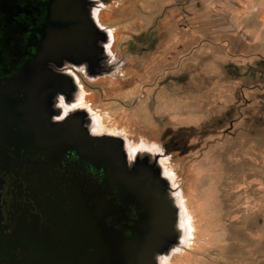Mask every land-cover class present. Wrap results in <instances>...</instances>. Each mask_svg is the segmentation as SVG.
<instances>
[{"label":"rangeland","instance_id":"rangeland-1","mask_svg":"<svg viewBox=\"0 0 264 264\" xmlns=\"http://www.w3.org/2000/svg\"><path fill=\"white\" fill-rule=\"evenodd\" d=\"M101 5L114 41L86 102L160 147L193 222L164 264H264V0Z\"/></svg>","mask_w":264,"mask_h":264},{"label":"flooded vegetation","instance_id":"flooded-vegetation-1","mask_svg":"<svg viewBox=\"0 0 264 264\" xmlns=\"http://www.w3.org/2000/svg\"><path fill=\"white\" fill-rule=\"evenodd\" d=\"M34 3L23 15H0V264H154L153 228L144 229L137 200L116 185L119 178L99 167L95 143L120 142L128 170L142 168L169 193L179 205L183 244L194 227L160 147L108 130L86 102L82 81L104 77L114 41L100 20L105 6L92 15L96 42L89 46L101 65L88 70L70 37L47 53L39 34L47 17ZM81 27L54 26L58 36ZM161 237L169 243L164 230Z\"/></svg>","mask_w":264,"mask_h":264},{"label":"water","instance_id":"water-1","mask_svg":"<svg viewBox=\"0 0 264 264\" xmlns=\"http://www.w3.org/2000/svg\"><path fill=\"white\" fill-rule=\"evenodd\" d=\"M39 12L41 16H46L48 24L44 25L39 34L45 39V46L47 53H51V43L60 40L64 35L70 37L73 42L74 57L82 60V63L88 64L91 67L98 68L101 64L98 63V50L90 48L92 43H95L94 37L96 35L95 23L88 10V4L92 0H37ZM36 0H0V15H12L18 12L20 15L27 12L25 4L28 8L35 5ZM97 6V2H94ZM82 25L80 30H73L68 33L62 32L60 35L55 30V25ZM54 25V26H53ZM57 34V35H56ZM64 36V37H65ZM43 44V45H44ZM44 48V47H43ZM108 60L109 54L107 53ZM106 59V58H105ZM122 144L115 139L100 140L91 147L93 157L100 168L112 175L115 174L119 178L117 186L124 187L133 197L136 198L138 204V214L143 222V227L148 232L152 226L154 239L148 243V247L152 246L156 249L157 243L162 244V232L165 223H172L173 217L176 220L178 204L174 203V209L171 206L172 212L167 207V204L158 188L157 182L152 176L141 168L138 174H131L127 167L122 163L121 150ZM176 211V213H175ZM147 225V227H146ZM167 237L169 242H173L171 235ZM174 236V235H173ZM165 245V244H163ZM160 246V245H159ZM146 249L144 248L142 257L146 256ZM139 256V260H140Z\"/></svg>","mask_w":264,"mask_h":264},{"label":"bare ground","instance_id":"bare-ground-1","mask_svg":"<svg viewBox=\"0 0 264 264\" xmlns=\"http://www.w3.org/2000/svg\"><path fill=\"white\" fill-rule=\"evenodd\" d=\"M98 0H92L90 4H88V10L90 11V14L91 16L95 13H97L98 11L102 10L103 9V6L104 5H101L100 8H98L96 5H94V2L96 3ZM108 61V56L106 54V62ZM87 69L88 70H92V67L87 65ZM102 75L106 76V74H104L103 72H101ZM103 140V139H101ZM106 140V139H104ZM100 141V140H99ZM97 142V140H96ZM122 148V147H121ZM122 150V149H121ZM121 159H122V163L125 164L126 166V161H125V154L122 150V155H121ZM127 167V166H126ZM128 170V168H127ZM129 171V170H128ZM129 173H131L129 171ZM132 174V173H131ZM160 189V188H159ZM160 191H164L162 189H160ZM166 195V196H164ZM162 196L167 204V207L170 209V211L172 212V209H171V204H172V201L167 199V196L169 197V193H165V192H162ZM173 208V206H172ZM174 209V208H173ZM173 213V212H172ZM176 213V211H175ZM173 216H174V213H173ZM176 220L175 218L173 217V221L172 223H165L164 225V238L165 237H170L169 235H171V237L174 239L172 243H168L166 245H163V244H159L160 247L154 249V252H153V255L150 257V260H152L154 262V264H161V259L164 258L163 260V264H164V261L166 259H169L171 257V255L175 252L177 253L178 250H179V247L181 246L182 243V239H183V234H182V231H181V228H180V220H179V211L177 210V213H176ZM174 235V236H173ZM158 245V246H159ZM164 246V247H163Z\"/></svg>","mask_w":264,"mask_h":264}]
</instances>
